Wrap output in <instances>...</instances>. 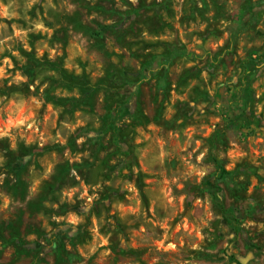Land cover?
Segmentation results:
<instances>
[{
    "label": "rangeland",
    "instance_id": "rangeland-1",
    "mask_svg": "<svg viewBox=\"0 0 264 264\" xmlns=\"http://www.w3.org/2000/svg\"><path fill=\"white\" fill-rule=\"evenodd\" d=\"M0 264H264V0H0Z\"/></svg>",
    "mask_w": 264,
    "mask_h": 264
},
{
    "label": "trees",
    "instance_id": "trees-1",
    "mask_svg": "<svg viewBox=\"0 0 264 264\" xmlns=\"http://www.w3.org/2000/svg\"><path fill=\"white\" fill-rule=\"evenodd\" d=\"M112 29H114L112 26L101 27L99 31H94L93 34L96 37H102L106 32L111 31ZM90 91H92L91 87H89V89L87 88L84 89L85 94H90L91 93Z\"/></svg>",
    "mask_w": 264,
    "mask_h": 264
}]
</instances>
